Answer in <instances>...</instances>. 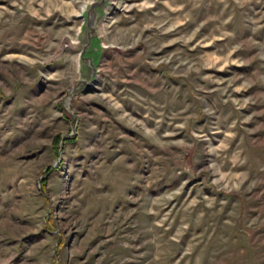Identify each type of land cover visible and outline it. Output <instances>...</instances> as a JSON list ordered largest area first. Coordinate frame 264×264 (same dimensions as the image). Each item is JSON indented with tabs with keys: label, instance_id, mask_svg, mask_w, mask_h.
Instances as JSON below:
<instances>
[{
	"label": "rangeland",
	"instance_id": "obj_1",
	"mask_svg": "<svg viewBox=\"0 0 264 264\" xmlns=\"http://www.w3.org/2000/svg\"><path fill=\"white\" fill-rule=\"evenodd\" d=\"M0 0V264H264V0Z\"/></svg>",
	"mask_w": 264,
	"mask_h": 264
},
{
	"label": "water",
	"instance_id": "obj_2",
	"mask_svg": "<svg viewBox=\"0 0 264 264\" xmlns=\"http://www.w3.org/2000/svg\"><path fill=\"white\" fill-rule=\"evenodd\" d=\"M113 0H89L82 10V17L84 23L79 35L83 49L81 51L82 58L84 59V70L88 71L89 79L94 77L96 73V62L90 58L88 53L99 55L101 53V37L99 36V23L106 15L108 7L112 4Z\"/></svg>",
	"mask_w": 264,
	"mask_h": 264
}]
</instances>
